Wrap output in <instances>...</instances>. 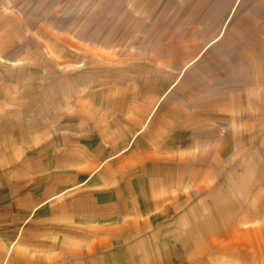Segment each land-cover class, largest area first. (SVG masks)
<instances>
[{
  "label": "rangeland",
  "instance_id": "obj_1",
  "mask_svg": "<svg viewBox=\"0 0 264 264\" xmlns=\"http://www.w3.org/2000/svg\"><path fill=\"white\" fill-rule=\"evenodd\" d=\"M0 264H264V0H0Z\"/></svg>",
  "mask_w": 264,
  "mask_h": 264
}]
</instances>
